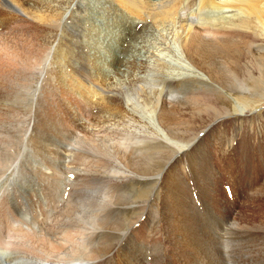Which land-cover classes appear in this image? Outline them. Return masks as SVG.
Segmentation results:
<instances>
[{
  "label": "bare ground",
  "instance_id": "bare-ground-1",
  "mask_svg": "<svg viewBox=\"0 0 264 264\" xmlns=\"http://www.w3.org/2000/svg\"><path fill=\"white\" fill-rule=\"evenodd\" d=\"M110 1L119 7L123 11V14L125 13L127 15L126 18L130 17L129 19H131L133 17L138 21L144 17L151 20L153 24L161 23L163 25L172 23L175 25L177 20L183 16L177 28H173L174 30L171 36V42L174 44L173 55L178 64H175L176 68H174L173 72H170L173 70L170 69L171 66L169 67L170 71H168L165 65L167 62H164L165 64L162 62L165 58H161V60L157 58L158 56L156 58L152 56L155 62L158 61V63H156L158 64L156 70L158 73L162 74L160 76L157 75L160 79L158 80L162 88H157L153 96L145 95L141 98L131 93L125 95L126 101L122 96L123 98L120 99V101L124 99V103L127 106H125V108L122 105V108L117 107V100L105 96L107 93L105 90L101 92L102 94L96 93L93 90L90 92L89 90L87 91V89L82 91L80 88V81L82 79L76 77L77 81L73 83H76L75 87L71 90L69 89V93L62 91L65 94L66 102H68V99L70 102L66 103V107H62L61 110L67 112L68 119L66 122H63L60 117L56 116V114L50 110L42 109L41 112H44L42 118L48 123V129L43 133L47 135L40 136L38 133L42 132L32 127L27 130V132L32 131L29 144L32 142L42 144L45 140H49V134H52L51 138L57 137V141L67 140L68 143L71 142L70 145H67L69 148L66 147L68 150L63 149L64 151L62 150V153L59 152L58 149L52 150L50 148L51 150H44L47 154L46 159H52L51 161H55V163H60L59 161H61L62 169L65 173L67 170L68 172L72 171L68 164L75 158L83 160L89 168L96 169L98 172L88 173L89 169L81 170L84 166H80V169H76L79 177L77 176L78 180L71 184L72 186L79 185L80 191L73 193L74 197L73 199L71 198V201L65 200V206L62 208L61 214L55 217L57 220L53 219L51 223L46 221L44 234L39 230L36 234L37 231H35V226L37 225L31 224L29 227H25L26 229L19 227L18 232L20 233L16 234L15 232V234L12 235L13 237H6L5 241L9 238L11 243L14 242V239L18 241V245L16 243L15 253L13 252L14 254L10 258V254L8 255L4 251L5 244L1 239V231L3 230L1 226L0 264H96L99 259L104 256H109L120 248V243L124 240V237L129 238L124 247V255L121 260L126 264H145L146 260H144V251L142 249L143 246H145L143 245V240L145 238L142 236L144 239H140L138 233L142 232L140 234L143 235V231L146 229L145 227L148 226L143 222L145 215L143 217L142 215L144 213L143 210L145 209L146 211L148 207L149 199L135 200L132 194H128L124 190L127 189V183L130 181L133 183H135V181H146L145 184H149V182H153L152 180L155 178L160 182V189L165 193V198L161 201L162 209L159 211L161 222H163V238L161 241L162 243L160 242L157 246L158 250L156 249L161 253V257H159L161 263L188 264L183 261V248H185L186 252V249L189 250V253L185 252L188 256L192 253L195 254V258L199 257L203 261L204 258H202L200 254V245L197 240L203 237L204 239L206 238L204 235L201 237L200 231H197V229H199L202 230L205 235L207 234L211 237L210 239L207 238L209 242L206 245H209L210 254L213 260H216V264H227L224 258L225 247L223 242L228 240V237H226L222 231L219 233H212L210 229H207L209 226L201 222V219H198L189 201L190 196H188L189 193L185 181L188 175L183 168L186 165L191 166L192 178L195 176V178L198 179V174H200L202 169H206L203 167L205 163H210V161L206 159L208 157L214 158L210 156L211 152L215 153L216 151V153L219 154L216 156L217 159L221 156V162H223L224 159L229 163L231 158L230 156L227 158L225 154L227 155L239 149V153L246 154L250 158H253L256 157L260 148L263 147L264 136L260 137L258 139L259 141H256L255 135L246 134V136L243 135L242 138H246L247 140L241 144H237V147L229 151V148H227V126L230 125L231 128H234L233 121H235L237 117H251L253 106L259 101L249 99L250 97L246 96L245 93L251 96L257 95L264 99V0H196L199 9L203 7L210 8L212 12L215 10L212 15L198 13L200 14L198 16H193L191 15L192 13L185 14L179 12L183 0ZM23 5L22 0H0V6L3 8L2 13L5 15L0 14L4 18L8 14L21 16L32 21L34 23L33 28L37 30H40L42 27L54 26L55 23H57V19L59 18V14L56 11L57 9L53 7L48 9H46V7L37 9L29 7L24 8ZM81 16L83 17V15ZM13 17L10 19L13 20ZM12 20L9 22L11 23ZM75 20L76 19H74V21ZM126 21L127 19L122 21V30L127 29ZM81 27V24L78 23L76 25V32L81 29ZM6 35L7 32L0 34V49H4L5 56L11 57L14 52L13 50L10 51L9 42H5L6 39L4 38ZM133 40L135 41L134 38ZM120 45L121 44L118 43V49ZM107 46L109 50L111 47H114L117 51L116 44ZM170 46H172L171 43ZM31 48L33 52V60H31L33 64L29 66L35 65L36 67V65L43 63L45 59L43 56H45V54L42 55V57L40 54L45 53L47 48H44V46L42 47L40 44H36V48L33 46H31ZM171 53L172 52H170V54ZM167 54L169 55V52ZM117 55L115 58L118 57ZM82 57L83 56L75 58L78 59ZM70 59H72V57ZM119 62L116 60V74H125L128 66L126 67V63H124L125 60H120ZM123 63L126 70L122 69ZM144 63L146 62L140 61V67H142ZM165 69H167V71ZM175 69H178V72H175ZM95 75L96 73L94 72V76ZM108 76V74L105 75L103 85L108 81ZM100 78H102V76ZM141 81L143 80H137L136 76H132L128 84L136 86L140 85V83H142ZM188 81L189 83L197 82L202 87L195 88L193 87L194 85H186L189 84ZM178 84H182L179 91L175 88ZM72 90H74L72 93L74 97L69 96ZM228 91L230 94H227ZM49 92L52 95H56L53 90H49ZM234 92L236 95L233 94ZM88 96H90L89 101H87ZM95 96L98 97L94 99ZM44 98L46 99V95H44ZM47 98L49 99V96H47ZM140 98L141 101L139 100ZM220 98L228 101L230 106H219L218 101ZM71 100L74 102L73 105ZM93 102H96L95 106L100 107L102 111L107 114L104 115L99 122H97L96 119H94L95 121L93 122L89 121L85 116L87 113L84 115L83 109L86 108L88 104H90L88 106L95 104ZM69 104H71V107H69ZM100 104L101 106H99ZM135 109H137L138 113L134 111ZM41 112L39 113L41 114ZM88 114L90 113L88 112ZM84 121H89V124L86 126L83 125ZM0 124H2V122H0ZM202 129L203 131H201ZM78 132L80 133L79 135L77 134ZM54 133L60 136V138ZM201 133L203 137H199ZM255 147L259 148L257 152L254 149ZM68 152L73 153V155L68 156ZM66 162L68 163L66 164ZM104 164L105 166H103ZM262 167L264 168V165ZM43 169H45V172L41 174L43 181H49L52 178L55 183L58 182V177L56 176L58 172L53 170L52 165H49L50 172H46L48 167H43ZM99 172H108V174H101ZM96 173L100 175H95ZM157 181L155 182V188L151 191L153 194L152 196H154L159 188V186L157 188V184L159 183ZM206 181L205 176L201 181L199 177V186L203 187L204 190L212 189V187L207 188L205 186ZM86 184L100 185L105 188V190L102 192L97 191L96 189L100 186L95 189L93 185L87 186ZM6 189L9 188L2 187V191H0V213L8 219L11 213L12 203L7 202L6 197L9 191L5 192ZM19 189L23 192L21 188ZM57 193H59V196H56V201L59 200L61 195L60 192L57 191ZM90 194H92V198H90L91 196L88 197ZM10 198L13 200L16 199L15 196ZM41 201L42 200H40V202ZM82 201L87 202L85 203ZM53 202L55 203V201ZM81 203L84 204L81 205ZM133 205H135L137 209H142L139 210L141 213H138V217L135 216L136 218H131L130 221H127L128 223L125 224L119 213H123L120 212L123 207L126 208ZM4 209L7 212H5ZM141 218H143V221L139 223ZM4 221H6V219L1 216L0 223L2 224ZM230 221L225 220L226 224L234 230L245 227V224L243 225L240 222ZM251 225L252 227L259 226L260 230L264 229V221L255 222ZM124 226L127 227V230L122 231ZM203 227L208 231L206 229L203 230ZM155 242L157 243V240H155ZM123 244L125 243L123 242ZM168 244L170 247H167ZM11 245L9 248H11ZM154 246L156 245L153 244V248ZM156 250L154 251L156 252ZM213 250L217 251V255H214ZM154 251L150 253H154ZM166 252L167 256H165ZM203 254L205 255L206 253ZM145 255H148V253ZM151 255L149 254V256ZM154 261L158 262V260L156 261L155 259ZM160 261L158 262L159 264ZM148 262H151V260ZM209 262L210 260L207 264H209ZM212 262L211 260V264H214ZM103 263L101 260V264ZM189 264L200 263L191 261Z\"/></svg>",
  "mask_w": 264,
  "mask_h": 264
},
{
  "label": "rangeland",
  "instance_id": "rangeland-1",
  "mask_svg": "<svg viewBox=\"0 0 264 264\" xmlns=\"http://www.w3.org/2000/svg\"><path fill=\"white\" fill-rule=\"evenodd\" d=\"M196 2V0H183V3L180 5L179 12L185 14L192 13L191 15L193 16H198L200 14H214L215 10L212 12L210 8L201 7V9H199ZM22 3L24 4V8L29 7L37 9L46 7V9H48L50 7H53L57 9L56 11L59 14V18L57 19V23H55L54 26L42 27L40 30H37L36 28H33L34 23L32 21L27 20L21 16H15V14H6L7 16H5V19L1 16V14H5L2 13L3 8H1L2 6H0V34H4L5 32H7V35L4 38L6 39L5 42H9L8 44L10 47V51L13 50V52L15 53H13V56L8 57L4 55V49H0V122H2V124H0V191H2V187L9 188L5 191H11L10 193L8 192L9 195L7 194L6 199L7 202L12 203L11 213L8 219L6 216L0 213V217L3 216L6 219V221L2 222V224L0 223V227L2 226L1 228L3 229L1 231V239L5 244L4 251L6 254L11 255H9V258L12 257L15 253L18 241L14 239V242L11 243L9 240L10 238L6 239V241L5 238L13 237L12 235H14L15 232L16 234L20 233L18 232L19 227L26 229L25 227H29L31 224L37 225L35 226V231H37L36 234L38 233V230L42 234H44V226H46V221L51 223L53 219L57 220V218L55 217L61 214V210L65 206V202L71 201L74 197L73 193L80 191V188L78 187L79 185L72 186L71 184L72 182L74 183L78 180L79 175L76 172V169H80V166H84L81 168V170L89 169L88 173L96 171V169L89 168V166L86 165L83 160H78L77 158H75L74 160H71L70 164H68L69 168H71L73 172H68L67 170L66 173L68 174H66L62 169L61 161H59L60 163H55V161H51L52 159H46L47 154L45 153V151L49 150L50 148L52 150L58 149L61 153L63 149L68 150L66 149V147L69 148L67 145H70L71 142L68 143L67 140L57 141V137L51 138L52 134H49L50 138L48 137V141L45 140L44 142H42V144H36L34 142L29 144L30 136L32 137V131L27 132L28 129L33 127L37 131L42 132L38 133L40 136L47 135L43 133L48 129V123H46L42 118V116L44 115V112H41L42 109L50 110L51 112L56 114V116L60 117L63 122H66V120L68 119L66 114L67 112H63L61 110L62 107H66V103L70 102L69 99L68 102H66L65 94L63 92L66 91L67 93H69L68 90H71L73 87H75L76 83H73L77 81L76 77H80V79H82L80 81V88L82 89V91H85L87 89V91L89 90L90 92H92L93 90L96 93H101L103 92V90H105V92L107 91L105 96L110 97V99L117 100V107L121 108L122 106L124 108L126 106L124 103V99L126 101L125 95L132 93L133 95H137L141 98H143L142 96L145 95L153 96L157 88H162V86H160L161 84H159L160 79L158 77L162 74L158 73V71L156 70V68H158V64H156L158 63V61L155 62L153 57L156 58L158 56L157 58L159 59L165 58L162 62H167L166 64H164L167 66L168 71H170V66L172 67H170V69H173L170 72L174 71V68H176L175 64H178V62L177 60L175 61V57L173 55L174 44L173 42H171V36L172 31L175 29L174 27L177 28V26L183 19L182 16L177 20L175 25L172 23L163 25L161 23L153 24L151 20L144 17L140 21L135 20L133 17L129 19L130 17L126 18L127 15L125 13L123 14V11L110 0H22ZM9 15L11 17L14 16L13 20L10 19L11 17ZM81 15H83V17ZM74 19H76L77 21H74ZM125 19H127V29L122 30L121 24ZM11 20L12 22L10 23L9 21ZM78 23H80L82 27L79 30L77 29L78 31L76 32V25ZM133 38L136 42L133 40ZM118 43L121 44L119 46V49ZM170 43L172 46H170ZM36 44H40L42 47L44 46V48H47L45 50V53L40 54L41 57L45 54V56H43L45 57L43 61L44 64H38L36 65V67L35 65L29 66L33 64V52L31 51V46L36 48ZM114 44L117 45V51L114 49V47H111V49L109 50L107 45L112 46ZM168 52L169 55L167 54ZM170 52L172 53L170 54ZM77 55L83 57L77 59L75 58L79 57ZM116 55L118 56L117 58H115ZM168 56L173 57L170 58ZM71 57L72 59H70ZM127 59L130 61H128ZM116 60L117 62H119L120 60H125L124 63H126V67L128 66V69L126 70V67L124 68V63L122 64V69L126 70L125 74H116ZM140 61H145L146 63H144L143 66L140 67ZM165 70L167 71V69ZM177 70L175 69V72H178ZM94 72L96 73V77L94 76ZM107 74L109 75V79L105 82V85H103V79H105V75ZM101 76L102 78H100ZM132 76H136L137 80L142 79V83L136 86L128 84V81L132 79ZM30 79L32 82L30 81ZM196 83L197 82H190L186 85H194L193 87L195 88L202 87L199 83ZM180 87H182V84H178L175 86L178 91ZM49 90H53V92L56 93L57 96L55 94L52 95ZM131 90H133L134 93ZM135 91L140 92L137 93ZM73 92L74 90L70 92L69 96H73ZM227 94H230L229 91L227 92ZM233 94L236 95L235 92ZM44 95H46V99L44 98ZM245 95L249 96V99H253L254 101L259 102L253 106L251 117L244 118L235 116L237 118L235 119L236 122L233 121L234 128H231L230 125L227 126V148H229V151L231 149L233 150L234 147H237V144H241L245 140H247L246 138H242L243 135H255L256 141H259L258 139L264 136V99L258 97L257 95L251 96L247 93H245ZM47 96H49V99L51 100H49ZM122 96L124 97V99L120 101V99L123 98ZM97 97L98 96H95L94 99ZM89 98L90 96L87 97V101H89ZM141 98L139 99L140 101ZM93 103L95 104H93L92 106H88L90 105L88 104L86 108L83 109L84 115L87 113L85 116L87 117V119H89V121L93 122L95 121L94 119H96V121L99 122L102 120L103 116L107 114L106 112H103L100 107L95 106L96 102ZM73 104L74 102L72 101V105ZM218 105L221 107L230 106L229 102L223 98H220V100L218 101ZM99 106H101V104ZM69 107H71V104H69ZM134 111L137 112V109H135ZM39 112H41V114ZM88 112L90 114H88ZM89 121H84L83 125H88ZM201 131H203V129ZM77 134L79 135L80 133L78 132ZM200 135L201 136L199 137H203L202 133ZM58 138H60V136H58ZM262 146L263 147H261L260 150L259 148H254L256 152L259 150V153L256 154V157L253 158H250L246 154L239 153V149H237L236 151H232L227 155L222 151L225 156H227V158H229L228 156H230L231 161L229 163L224 159L223 162H221V156H219V159H217L216 156L219 154L216 153V151L215 153L211 152L210 156L214 158L208 157L206 160L210 161V163H205V165L203 166L208 171L206 169H202L198 176L200 177V181L203 180L205 176V179L208 181H206L205 186L207 188L212 187V189L204 190L203 187L199 186V177L198 179H196L193 175V179L191 176V166H187L185 164L186 166L183 168V170L188 175V178L185 179V181L189 193L187 194L188 196H190L189 201L191 202V205L195 210L198 219H201V222L206 223L209 226L207 227V229H210L212 233H219L222 231L225 236L228 237V240H225V243L223 242L225 247V256L224 253L223 256L226 259L227 264H264V229L260 230L259 226L252 227L251 225L255 222L257 223L259 221H264V168L262 167L264 165V144ZM67 154L68 156L73 155V153L71 152H68ZM67 163L68 162H66V164ZM49 165H52L53 170L55 172H58V175L56 176L58 177V182L60 180L59 183H55L52 178L49 181L42 180L41 174L42 172H45V169H43V167H48L49 170ZM103 166H105V164ZM48 170H46V172H50V170ZM99 173L108 174V172ZM95 175L100 174L96 173ZM76 177L77 179L75 180ZM152 181L153 182L150 181L149 184H145L146 181H135V183L130 181L129 183H127V189L124 190L128 194H132L135 200H144L146 198L147 200L149 199L146 211L145 209L143 210L144 213L142 217L145 215L144 221L143 218L139 220V223L143 221L145 225L148 226L145 227L146 229L143 231V235L140 234L142 232L138 233L140 239L145 238L143 240V245L145 246H143L142 248L144 251V260H146L145 264H159L158 262L160 261L159 257H161V253L157 251V246L163 238V222H161L159 211H161L162 209L161 201L165 198V193L162 189H160L161 185L160 182L157 181V178L153 179ZM156 181L159 182L157 184V188L158 186L159 188L154 196H152L153 194L151 193V191L153 190V188H155ZM86 185H93L95 189L100 186L96 184ZM19 188H21L23 192ZM102 188L103 187H101L99 190H96L102 192L105 190V188ZM56 190L61 193L60 198L57 201L56 196L58 197L59 193H57ZM13 196L16 197L15 200L10 198ZM88 197L92 198V194H90ZM40 200L42 201L40 202ZM53 201H55V203ZM82 202L86 203L87 201ZM82 204L84 203H81V205ZM139 210L142 209L135 208V205L126 208L123 207L120 211L123 213H119V215H121V218H123L124 223L127 224L131 218L138 217V213H141ZM4 211L7 212L5 209ZM146 216L148 219L146 218ZM12 220L14 223L12 222ZM225 220H231L230 222H240L243 225L245 224V227L234 230L226 224ZM205 229L206 228L203 227V230ZM124 230H127L126 226H124V229L122 231ZM197 231H200L201 237H203L204 235L206 238L204 239L203 237L197 240V242L199 241L198 244L200 245V254L202 258H204V260L202 261L199 257L195 258V254L192 253L188 256V254H185V248H183V261L187 262L188 264L191 261L200 264H207L210 260L209 264H211L212 260V263L216 264V260L214 261L213 257L210 254L209 245H206L209 242L207 238L210 239L211 237H209L207 234L205 235L202 230L197 229ZM142 236H144V238ZM128 238L129 237L123 238L124 240H122V242L120 243V248L115 250L116 252L114 251V254L112 253L109 256L102 257L98 260L97 263L101 264L102 260V263L104 262L103 264H109L110 260L111 262L114 260L112 263L110 262V264H126L121 259L124 255V247L127 244ZM155 240H157V243L155 242ZM123 242L125 244H123ZM153 244L156 245L154 246V248ZM10 245L11 248H9ZM167 247H170L169 244L167 245ZM154 250H156V252ZM186 250V253H189V250ZM153 251L154 253H150ZM213 252L214 255H217L216 250H213ZM147 253L148 255H145ZM203 253L206 254L204 255ZM149 254L153 255L149 256ZM165 256H167V252ZM153 258L156 261L158 260V262H155ZM150 260L151 262H148ZM160 264L163 263H161L160 261Z\"/></svg>",
  "mask_w": 264,
  "mask_h": 264
}]
</instances>
